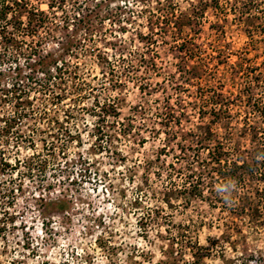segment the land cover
<instances>
[{"label":"rangeland","instance_id":"obj_1","mask_svg":"<svg viewBox=\"0 0 264 264\" xmlns=\"http://www.w3.org/2000/svg\"><path fill=\"white\" fill-rule=\"evenodd\" d=\"M24 1L0 264H264V0Z\"/></svg>","mask_w":264,"mask_h":264},{"label":"trees","instance_id":"obj_2","mask_svg":"<svg viewBox=\"0 0 264 264\" xmlns=\"http://www.w3.org/2000/svg\"><path fill=\"white\" fill-rule=\"evenodd\" d=\"M49 8L53 9V6L49 5ZM24 16H27L26 24L23 21ZM49 21L50 18L44 11L38 10L37 12H35V10L30 8L28 3L25 1L19 3L17 2V0H12V2L10 3L8 0H0V25H2V29L0 30V36H2L3 34L6 39L10 37L9 40H12V37H14V34L9 32V25H11V27L13 28L18 25L19 27L17 29H22L25 35H31L32 37H34V35L38 33V29L46 27L47 24H49ZM48 59L46 57L42 58L41 63L43 66L47 65L46 61ZM55 67L58 71V74L64 75L60 64L56 63ZM45 73L46 75L49 74V72ZM59 77L61 79V76ZM50 79H52L51 75L49 76L48 80ZM216 161L218 162L220 160L217 159ZM244 164H246V162H244ZM57 201L59 204L63 203L60 200ZM50 204L51 203H49L48 205ZM64 209L65 208H61L60 210L64 211Z\"/></svg>","mask_w":264,"mask_h":264}]
</instances>
